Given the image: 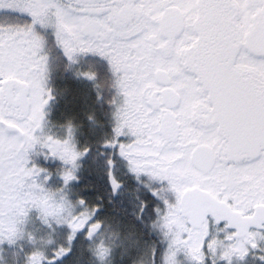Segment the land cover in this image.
Listing matches in <instances>:
<instances>
[{"label":"snow or ice","instance_id":"snow-or-ice-1","mask_svg":"<svg viewBox=\"0 0 264 264\" xmlns=\"http://www.w3.org/2000/svg\"><path fill=\"white\" fill-rule=\"evenodd\" d=\"M49 37L69 62L91 53L113 73L98 149L109 196L122 191L118 156L162 202L150 230L163 247L133 264H264V0H0V245L27 240L24 264H60L84 232L97 264H112L126 226L99 217L103 201L70 199L91 148L71 122L63 139L44 134ZM37 146L62 163V187L38 182ZM32 210L46 238L26 230ZM146 213L140 201L136 219Z\"/></svg>","mask_w":264,"mask_h":264},{"label":"rangeland","instance_id":"rangeland-1","mask_svg":"<svg viewBox=\"0 0 264 264\" xmlns=\"http://www.w3.org/2000/svg\"><path fill=\"white\" fill-rule=\"evenodd\" d=\"M63 57H65L63 55ZM66 58V57H65ZM50 59L48 62V73L51 71L50 68ZM69 71V70H68ZM83 81H80V83ZM47 87L51 90V94L53 96V99H51V102L45 107V120L46 124L44 127V134L51 135L55 138L63 139L66 136L67 128L66 126L71 122V124L75 128L74 138L78 144L79 147L83 148L84 146V139H86L87 135H94L95 137H100L103 135L102 128L108 129L107 134L110 136L112 131V126L109 128L108 126H105V117L101 115L99 111V107L97 104L92 102L90 100V95L87 91V89L81 90L78 94L79 96H73V93L68 94L66 99H70L72 103H79L82 106V112H84L86 115L84 116V119H80L77 115H74L70 108L65 109L66 112H62L60 107V97H56V88L57 84L53 81L48 82L47 80ZM70 107V104L69 106ZM91 117V119H90ZM112 120V119H111ZM113 122V120H112ZM107 125V124H106ZM39 148V146H37ZM117 164H116V171L120 170L122 172H125L128 174L130 179L125 182L121 176L118 175L120 181L122 182V191L117 193L118 200H121L120 202L124 203L123 205L126 207L128 205L130 211L135 213L136 205L140 202H144V192L151 193L144 185L145 183H148V178L146 176H142L141 180L144 183L138 182L133 174L128 172L126 162H124L122 159H120L118 156L116 158ZM31 162V161H30ZM96 165L98 167H96ZM103 170V164L95 162L90 158V156H86L84 160L82 161V169L80 173L86 172L87 170H95L97 168H100ZM48 176L49 178L45 181L44 186L46 188L55 190L57 188L62 187L63 181L61 179V176L59 173H56L54 175L44 174L41 173L40 177L38 178V182L44 181L45 176ZM79 181H73L70 185V199L77 200L76 190L77 186L80 187ZM154 186H159L157 182H152ZM169 199H174V197L169 193ZM153 207L150 208V205L147 204V213L143 216V218L147 221H149V225L151 224L152 219H154V213L153 209L156 206H163L162 202L158 200L155 197V200ZM94 204V203H92ZM30 219L28 223L26 224V230L34 233V235L39 239L40 237H47V234L49 230L40 222V220L37 218L38 213L35 210H32L30 212ZM100 218H113V223H115V218L112 216L111 212L103 207L102 211L98 214ZM68 229L66 226H59L56 228L55 233H53V239L57 243H63L66 237ZM126 235V238H125ZM121 239L123 240V243H119V246L114 249L113 257H112V264H133V261H138L141 254L146 250L148 245H151L150 242L145 241L139 234L138 231L131 228V225H128L123 229V233L121 236ZM139 240V244H134L135 241ZM89 244L90 241L86 239L85 233L81 232L77 235V238L73 241V248L72 252L65 257L60 264H83L84 261H87L89 263L94 262L97 264L96 260L92 257L90 251H89ZM42 246V245H38ZM54 246V245H53ZM5 247L7 250L13 251L14 254H21L22 256H25L26 253H29L32 250L33 245L29 243L27 240H22L17 243V245L9 246L7 243L4 245H0V248ZM21 247L23 250H21ZM52 247V246H48ZM26 251V253H24ZM74 253V255H72ZM89 253V254H88ZM0 254H2V251H0ZM2 257V255H1ZM19 258V257H18ZM22 258V257H21ZM147 259V256L144 257ZM3 262L0 261V264H10L11 262H8L7 260ZM17 260V259H16ZM15 264H24V259L17 260V263ZM247 264H259L257 260H255L253 257H249L247 260Z\"/></svg>","mask_w":264,"mask_h":264},{"label":"trees","instance_id":"trees-1","mask_svg":"<svg viewBox=\"0 0 264 264\" xmlns=\"http://www.w3.org/2000/svg\"><path fill=\"white\" fill-rule=\"evenodd\" d=\"M49 47H51L52 49L50 59L53 60V62L56 63L57 66H59V71H56V74H54V76L51 74V71H50L48 73V82L53 81L57 84L55 96L56 97L61 96L60 97V107H62L61 111L66 112L65 109L70 108L74 115H77L78 117H80V119L83 120L86 114L82 112L81 104L77 102L72 103V101L69 98L66 99V97L70 93H73V96L78 97L79 96L78 94L80 93L81 89L73 88L72 85H69L67 81L68 76L64 74L65 61H64V58L62 57L63 56L62 52H60L61 50L59 48H56L52 45L51 37H49ZM50 67L51 66H49V68ZM104 93H105V90L101 98L100 99L98 98V100H101V101H98L97 104L100 107L101 115L109 120L112 114L109 113L108 108H106L107 105H105V103L108 100L113 101L114 93L109 94L107 92V94L110 97L104 96ZM93 99L94 98L90 96V100L92 102H93ZM69 104H70V107H67L69 106ZM102 131L104 134L101 135L100 137H97V136L95 137L94 135L92 136L87 135L86 139H84L85 140L84 146H88L91 148V151L89 152L88 156H90V158L94 160L95 162L96 161L98 162L99 160L98 163H101L102 162L101 160L104 159L103 157L98 155L99 144L104 139L109 137V135L107 134L108 129L102 128ZM30 161L31 163H34L37 167L46 169V172H43V173L49 174V175H54L56 173L60 174V170L63 167L62 163L57 159H54L52 157H48L46 159L45 154L42 153L40 148H36L35 151H33L30 154ZM97 171L98 170L95 169V170H90V171L87 170L86 172H83V173L78 172V177H79L78 183H80V187L77 186V190L75 191L77 198L85 199L90 203L96 204L97 202H99V198L102 197L104 200L105 208L109 210V212H111L115 220L121 221L123 225H125L126 227L128 225H131V228L138 231L140 236L145 241L150 242V244H155L157 248H162L163 244L161 243L159 236L150 230V225H149L150 222L145 220L143 217L141 220L136 219L134 213L130 211L128 205L125 207L123 205L124 203L123 202L121 203L120 202L121 200H118L117 194L109 196L108 193L110 191V185L107 182L106 176L104 174L99 175ZM117 173H119V175L121 176H125L124 177L126 179L125 182L128 185L127 181L130 179L128 174L120 173V171H118ZM101 177H102L103 183L100 182ZM143 196L145 197L144 202L146 204H149L150 208H152L154 204V202L152 201L155 200V197L149 192H144ZM2 249H3L2 254H0L1 262H3V258L5 259L4 261L7 260L8 262H11L10 264H15V262L17 263V260L22 261L23 259H25V256H22L21 254L19 255V253L16 255L13 253V251L5 249V247H3ZM24 253H26V251ZM72 255H74V253H72ZM83 264H95V263L94 262L89 263L87 261H84Z\"/></svg>","mask_w":264,"mask_h":264},{"label":"flooded vegetation","instance_id":"flooded-vegetation-1","mask_svg":"<svg viewBox=\"0 0 264 264\" xmlns=\"http://www.w3.org/2000/svg\"><path fill=\"white\" fill-rule=\"evenodd\" d=\"M67 60V58H66ZM69 70V71H68ZM56 71H59V66L54 63L52 67V74H56ZM67 81L69 85H72L73 88L77 89H87L89 95L92 98H95L97 96H102L103 92L105 90L104 96L110 97L109 94L114 93L116 95V89L113 86L114 85V76L110 69V66L106 59L99 57L95 54H86V55H78L76 57V62L72 63L67 60ZM84 71H91L95 73V79L89 80L83 76H78V72H84ZM79 81H83L79 83ZM107 91V92H106ZM68 92V91H67ZM95 102H98V100H93ZM106 108H108V111L110 114L114 111V106L112 105L111 101L108 100L105 103ZM83 121V120H82ZM108 124L105 121V125ZM109 125L113 126V122L111 121ZM99 162V160H98ZM100 164H103L102 162ZM98 167V166H97ZM97 172L99 175H103V170L100 168H97ZM101 183H103L102 177H101ZM99 201H103V198H99Z\"/></svg>","mask_w":264,"mask_h":264},{"label":"water","instance_id":"water-1","mask_svg":"<svg viewBox=\"0 0 264 264\" xmlns=\"http://www.w3.org/2000/svg\"><path fill=\"white\" fill-rule=\"evenodd\" d=\"M50 102V101H49Z\"/></svg>","mask_w":264,"mask_h":264}]
</instances>
